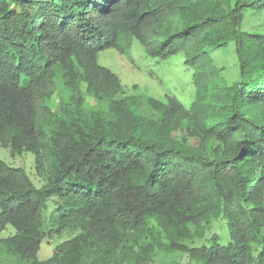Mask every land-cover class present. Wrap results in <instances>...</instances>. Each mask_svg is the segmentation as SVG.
I'll return each mask as SVG.
<instances>
[{
	"label": "trees",
	"instance_id": "trees-1",
	"mask_svg": "<svg viewBox=\"0 0 264 264\" xmlns=\"http://www.w3.org/2000/svg\"><path fill=\"white\" fill-rule=\"evenodd\" d=\"M262 12L264 0H0V145L31 152L38 180L0 160V234L15 232L0 264H264V34L243 24ZM132 41L183 55L188 108L124 96L97 55H130ZM230 42L228 85L207 65ZM42 241L56 242L43 261Z\"/></svg>",
	"mask_w": 264,
	"mask_h": 264
},
{
	"label": "rangeland",
	"instance_id": "rangeland-1",
	"mask_svg": "<svg viewBox=\"0 0 264 264\" xmlns=\"http://www.w3.org/2000/svg\"><path fill=\"white\" fill-rule=\"evenodd\" d=\"M246 19L243 22L246 27L264 34V12ZM97 62L118 77L124 96H148L158 101H164L165 96L169 95L174 96L186 108L189 107L193 99L192 71L185 67L182 54L166 59H162L158 55L150 56L136 41H132L130 55H120L114 49H105L98 53ZM207 69L219 74L228 85L236 80L238 68L234 44L230 42L213 50L210 53ZM82 90L85 91L84 85ZM56 102V96L49 102L50 107L54 110ZM93 104V100L85 95V105L92 107ZM0 160L11 168L21 169L33 183L38 182L34 175V155L31 152L12 156L8 149L0 145ZM212 230L220 235L221 244L227 243L229 237L225 220L221 219L214 223ZM14 233L12 227H7L0 234V238H7ZM55 244L54 241H51L50 244L42 241L37 254L38 259L43 261L50 258ZM173 260L165 259V262L158 260L155 264H173L171 263ZM182 261L181 263L186 262L184 258Z\"/></svg>",
	"mask_w": 264,
	"mask_h": 264
}]
</instances>
